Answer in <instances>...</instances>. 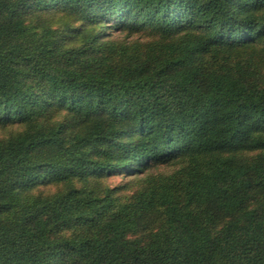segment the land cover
I'll list each match as a JSON object with an SVG mask.
<instances>
[{"label": "trees", "instance_id": "obj_1", "mask_svg": "<svg viewBox=\"0 0 264 264\" xmlns=\"http://www.w3.org/2000/svg\"><path fill=\"white\" fill-rule=\"evenodd\" d=\"M0 264H264V0H0Z\"/></svg>", "mask_w": 264, "mask_h": 264}, {"label": "rangeland", "instance_id": "obj_2", "mask_svg": "<svg viewBox=\"0 0 264 264\" xmlns=\"http://www.w3.org/2000/svg\"><path fill=\"white\" fill-rule=\"evenodd\" d=\"M131 182L133 181H131L130 178L123 177L121 174H118L107 177L105 180V185L109 187L118 186L119 188L117 189V195H123L124 193H129L132 190L131 187H134ZM45 188L46 189H43L45 192L50 190L48 187Z\"/></svg>", "mask_w": 264, "mask_h": 264}]
</instances>
